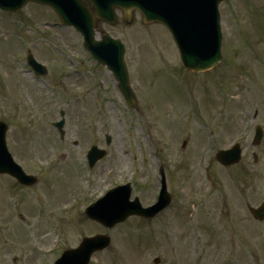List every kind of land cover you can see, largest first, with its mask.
I'll return each mask as SVG.
<instances>
[{
  "label": "rangeland",
  "instance_id": "374dc122",
  "mask_svg": "<svg viewBox=\"0 0 264 264\" xmlns=\"http://www.w3.org/2000/svg\"><path fill=\"white\" fill-rule=\"evenodd\" d=\"M218 10L222 58L197 74L182 70L167 30L139 13L128 25L121 13L116 25L101 24L125 46L137 111L51 9L0 11V121L14 161L37 179L24 188L0 176V264H52L97 234L110 244L89 264H264V221L244 205L264 201V0H225ZM27 51L45 77L34 76ZM60 111L62 140L53 127ZM257 125L263 137L253 147ZM236 143L241 162L222 167L216 152ZM92 145L107 155L89 169ZM160 168L171 203L156 218L107 229L84 215L126 183L142 206L154 203Z\"/></svg>",
  "mask_w": 264,
  "mask_h": 264
},
{
  "label": "water",
  "instance_id": "95a60500",
  "mask_svg": "<svg viewBox=\"0 0 264 264\" xmlns=\"http://www.w3.org/2000/svg\"><path fill=\"white\" fill-rule=\"evenodd\" d=\"M221 1L223 0H0V9L16 12L28 2L51 7L63 24L73 26L83 36L85 49L98 63L105 65L113 73L127 105L135 107V98L129 88L123 62V46L105 34L102 35L101 41H95L96 22L104 21L113 25L115 9H119L125 21L129 23L131 13L137 11L143 23H160L167 28L178 49L180 63L186 71L201 72L215 66L220 60L218 4ZM27 62L34 71L44 74L42 66L31 56H28ZM63 124V120L55 124L61 137L64 134ZM5 129V125L0 123V173H8L20 182L30 184L33 179L25 176L11 161L4 143ZM261 137V129L257 128L253 144H258ZM109 142V137H106V143ZM104 155L103 150L93 147L88 153L89 166L92 167ZM216 159L224 166L238 163L239 147L218 151ZM130 194L129 184L111 189L86 209V215L110 228L131 215L152 218L170 201L162 172L161 190L153 206L142 208L137 198L130 202ZM251 213L255 218L262 220L264 204L256 210H251ZM109 242L107 236L101 235L84 238L76 249L65 251L55 264H88L91 255L107 247Z\"/></svg>",
  "mask_w": 264,
  "mask_h": 264
},
{
  "label": "flooded vegetation",
  "instance_id": "af4514ba",
  "mask_svg": "<svg viewBox=\"0 0 264 264\" xmlns=\"http://www.w3.org/2000/svg\"><path fill=\"white\" fill-rule=\"evenodd\" d=\"M245 206H247V201L244 203Z\"/></svg>",
  "mask_w": 264,
  "mask_h": 264
}]
</instances>
